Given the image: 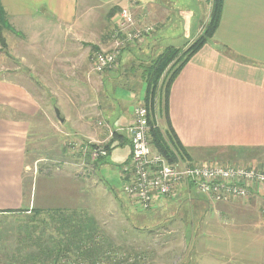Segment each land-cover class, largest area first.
<instances>
[{
  "label": "crops",
  "instance_id": "obj_1",
  "mask_svg": "<svg viewBox=\"0 0 264 264\" xmlns=\"http://www.w3.org/2000/svg\"><path fill=\"white\" fill-rule=\"evenodd\" d=\"M124 4H129L141 25L156 23V30L120 54L114 69L116 75L122 71L120 65L131 64L132 52L141 46L145 49L150 44L149 53L148 49L139 50L143 51L140 55L149 57L163 43L182 44L195 37L203 14L209 15L212 8V0H0V10L12 27L9 32L16 33L14 26L27 30V35H14L11 41L6 38L7 55L22 67L8 68L5 75L0 72V210L31 203L34 178L30 172L34 161L28 159L27 149L32 134H46L47 128L51 129L45 109L47 91L54 93L64 114L56 132L87 143L111 142V151L100 162V169L107 179L111 172H117L123 182L120 166L131 158L127 127L133 120L134 108L140 104L137 101L142 100L139 98L146 84L143 69L131 76L132 79L135 75L138 83L129 81L121 86L114 81L115 91L110 94L104 76L98 74L106 76L112 71L95 72L88 56L92 44L101 49L111 47L112 27L105 23L120 16ZM96 14H100L101 24H95ZM220 44L246 60L228 55L218 47ZM116 86L123 91L120 96ZM93 89L99 91L98 103L87 94V90ZM102 90L106 93L105 101ZM41 93L45 99L43 109ZM170 118L189 150L188 161L212 157L234 165L253 163L264 171V0H224L214 42L202 47L174 80ZM41 125L46 129L42 130ZM111 190L121 195L119 190ZM190 191L182 184L174 196L158 199L153 208L154 222L167 213L181 224L182 236L199 229L204 217L195 215L192 220L185 215L186 220L182 218L185 208H179V199L185 200V193H191L195 206L201 208L206 204L200 193ZM243 204H218L216 211H224L228 220L229 216L249 209ZM200 260V264H216L207 257Z\"/></svg>",
  "mask_w": 264,
  "mask_h": 264
},
{
  "label": "rangeland",
  "instance_id": "obj_2",
  "mask_svg": "<svg viewBox=\"0 0 264 264\" xmlns=\"http://www.w3.org/2000/svg\"><path fill=\"white\" fill-rule=\"evenodd\" d=\"M126 7L131 9L129 4H124L121 9ZM210 14H203V18L200 24H198L200 28L198 32L194 34L195 37L180 42L182 44L176 43L166 45L163 43L154 50V54L150 53L149 57L140 55L143 51L139 50L148 49L146 53H149L150 44H148V47L145 49L141 46L138 48L139 50L137 49L138 51L135 50L132 52L131 57H133V59H130H132L131 64L133 65H120L122 70L120 74L116 75V71L110 74L108 73L106 76L104 73L98 74L101 77L104 76L103 78L106 80L105 84L109 86L107 88L108 93L114 94L115 89L114 86H112L114 81H117L118 85L121 86L129 84V81H131L132 84L138 83V78L133 75L131 79L132 74H128L127 70L134 73L135 66H141L144 71V68L151 60L159 55L167 46L187 48L192 41L203 32L205 25L209 21ZM99 16L100 14H96L97 19L95 24L102 23L98 21ZM122 23L123 20L120 16L112 19L111 23H105L112 27L110 31L112 45L109 49H101L96 44L91 45L92 48L88 56L91 69L93 68V58L97 53L102 51H113L114 48L117 47L121 49L122 53L126 51L130 45L133 46L136 43L139 44L143 42L156 30V23H144L154 24V31L147 36L145 35L138 38V40L135 39L124 42L128 27L123 26ZM136 24L140 23L136 20ZM14 30L16 31L15 34L9 32L8 29H4L2 31L3 33L0 34V72H4V75L8 68L15 67L16 65L22 67L20 62L13 59L10 60L7 55L9 50L6 38L11 41L15 38L14 35H27V30L18 28L17 26H14ZM210 42H214V38L206 44H210ZM118 43L123 44L118 46ZM230 50L232 51L231 48ZM138 72L139 71H136L134 74H138ZM109 77L113 79L111 80ZM162 79H164V77H162ZM34 83L37 86L38 84H40V86L42 84L36 80H34ZM53 88L54 87H51V89ZM115 88L117 90V95L120 96L123 92L121 87L119 88L116 86ZM40 91L43 92V90ZM144 93L145 91L143 90L142 97L139 98L142 100L137 101L140 102L139 105H144L145 103ZM87 94L89 98L96 99L95 102H100L99 91L97 89L87 90ZM39 95L36 94V96L41 97L40 102H42L43 109L44 103L42 100L45 101V99L42 97V93ZM101 95H103L102 97H104L105 101L106 93L103 90ZM136 95L140 97L138 92ZM45 97L47 105L46 108H44L46 109L47 119L49 117L48 121H50L49 126L51 129L49 131L47 128L46 134H32L27 149L28 159L34 161V163L32 162V171L30 172L31 177L34 178L33 193L31 192L32 200L31 203L26 204L27 206L23 205L17 209L0 210V250L4 246L11 248L15 247L17 243L16 237L18 234L19 221H21L23 217L31 215L30 211L22 213L16 212L19 209H31L33 207H79L95 217L103 230L111 237L114 243L112 246L113 250L115 252L120 251L124 258H128L125 264H200L202 263L200 258L203 257L212 259V262L216 264H221L222 262L223 264H264V187L259 192H254L256 193L255 196H253V193L250 194L248 198L239 199V201L245 203L243 205L247 206L249 209H244L242 213H235V215L229 216L230 218L228 220L224 218L226 217L224 211L222 213L216 211V206L218 204L230 203L235 200L211 202L204 196L209 201L204 199L206 204H202L200 206L201 208H199L192 203L194 197H192L191 193L190 195L186 193L183 194L185 195V200L179 199V208H185L183 211L184 213H182V218L188 220L185 215H189L193 220L195 215L201 214L200 217H204L205 221L202 222L200 228L194 230L191 235L182 236L184 232L180 230L181 224L176 223L174 217L170 218L168 217L169 214L166 213L159 219L160 221L154 222V206L150 209H143L131 198L126 196L123 191V186L131 177V172L123 169L126 164L124 165L122 163L120 166L123 182H121L117 172H111L112 176L109 179L106 178L105 174H102L100 169L101 163L96 164L94 160L96 156L91 157L88 150L91 149L90 145L93 143L99 146H103L105 143H87L81 139L62 136L61 132H56L57 127L61 124L60 119L56 115V108L60 110L59 102H57L53 92L47 91ZM60 115L63 116V112H60ZM40 120V122H44L42 119ZM159 121L160 125H164L165 121L162 117H160ZM40 128L42 130L46 129V127L42 125ZM118 151H120V149ZM205 160L214 161L215 159L208 157ZM247 165L256 166L253 163ZM111 188H115L117 191L119 190L121 195L119 196L116 192L112 191ZM249 202H253L254 204L251 205ZM196 208L198 209L195 210ZM7 211H15V213H7ZM229 213L234 214L232 212ZM174 215H177V213ZM191 223L194 222L191 221ZM111 255L113 256V253H111ZM214 258H216L217 261H213ZM121 259L122 258L119 259L120 263H122ZM207 262L209 263L211 260ZM100 264L102 263L100 262ZM103 264H105V262Z\"/></svg>",
  "mask_w": 264,
  "mask_h": 264
},
{
  "label": "trees",
  "instance_id": "obj_3",
  "mask_svg": "<svg viewBox=\"0 0 264 264\" xmlns=\"http://www.w3.org/2000/svg\"><path fill=\"white\" fill-rule=\"evenodd\" d=\"M223 6L224 0H212L210 18L203 32L185 49L167 46L144 68L143 81L146 83L144 105L149 109L151 144L170 161L178 157L190 158L189 150L179 139L170 118L172 84L190 59L206 43L213 40L220 24ZM4 29L11 30L12 27L7 21L6 14L0 10V34ZM219 48L236 59L246 60L233 53L225 44H220ZM139 68L142 67L135 66L134 73ZM114 69L115 67L107 70L113 72ZM127 73L133 74L128 70ZM160 117L164 119V125L159 124ZM96 147L101 146L91 144L89 153L91 154ZM103 147L107 148L109 155L111 142L103 144ZM107 156H97L94 159L95 163L102 162ZM130 159L125 163L126 165L130 163ZM255 195L256 193L253 194ZM200 196L208 200L204 195ZM233 202L240 203L239 200L230 203ZM26 211H30L31 215L19 221L15 247L1 248L0 264H100V262L125 264L128 259L124 258L120 251L113 250L114 243L111 237L107 235L95 217L83 208L33 207L22 208L16 212ZM7 213H15V211H7ZM120 258L123 259H121L122 263Z\"/></svg>",
  "mask_w": 264,
  "mask_h": 264
},
{
  "label": "built area",
  "instance_id": "obj_4",
  "mask_svg": "<svg viewBox=\"0 0 264 264\" xmlns=\"http://www.w3.org/2000/svg\"><path fill=\"white\" fill-rule=\"evenodd\" d=\"M120 17L122 25L128 27L124 42L138 40L154 31V24H136V18L128 7L121 9ZM120 54L121 49L118 47L113 51L97 53L93 58V70L102 73L115 67ZM127 131L132 152L130 163L123 169L129 170L131 177L124 184L123 191L143 209L152 208L162 197L174 196L182 184L191 192L206 196L211 202L248 198L264 187V171L257 166L234 165L216 160L190 162L181 157L170 161L152 147L149 109L145 105L134 108L133 121ZM91 155L107 156L108 150L103 146L96 147Z\"/></svg>",
  "mask_w": 264,
  "mask_h": 264
},
{
  "label": "water",
  "instance_id": "obj_5",
  "mask_svg": "<svg viewBox=\"0 0 264 264\" xmlns=\"http://www.w3.org/2000/svg\"><path fill=\"white\" fill-rule=\"evenodd\" d=\"M56 115L58 116L61 122L64 121V118H62V116L60 115V110L58 108H56Z\"/></svg>",
  "mask_w": 264,
  "mask_h": 264
}]
</instances>
